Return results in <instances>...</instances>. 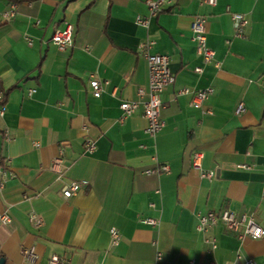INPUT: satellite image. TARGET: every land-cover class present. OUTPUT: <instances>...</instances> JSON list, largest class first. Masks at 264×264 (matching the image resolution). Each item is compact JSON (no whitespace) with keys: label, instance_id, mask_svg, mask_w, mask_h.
Wrapping results in <instances>:
<instances>
[{"label":"crops","instance_id":"crops-1","mask_svg":"<svg viewBox=\"0 0 264 264\" xmlns=\"http://www.w3.org/2000/svg\"><path fill=\"white\" fill-rule=\"evenodd\" d=\"M147 1L156 0H0V14L15 6L12 20L0 16V213L10 218L0 226L3 264H30L25 249L34 250L33 264L52 256L66 264H264V237L253 242L220 225L198 232L196 217L228 210L264 229V0H169L155 18ZM233 15L247 21L240 33ZM197 16L214 52L208 64L192 42ZM66 24L72 47L59 53L51 37ZM146 54L167 57L175 79L155 137L144 132L146 97L137 94L148 89ZM91 79L102 84L99 98ZM205 89L212 93L193 108L191 93ZM122 102L139 105L120 123ZM195 152L213 179L192 169ZM160 166L169 171L144 174ZM80 180L88 187L64 200L62 187Z\"/></svg>","mask_w":264,"mask_h":264},{"label":"built area","instance_id":"built-area-1","mask_svg":"<svg viewBox=\"0 0 264 264\" xmlns=\"http://www.w3.org/2000/svg\"><path fill=\"white\" fill-rule=\"evenodd\" d=\"M201 4L214 7L217 3V0H200ZM169 0H156V1H147L146 5L149 10L150 18L157 17L162 7L165 4H168ZM10 11L3 12L0 14L3 20H12L15 17V6L10 8ZM232 20L238 24L239 33L242 28L247 25V21L244 20L241 16L233 15ZM205 19L197 16L191 23L190 31L192 36V42L195 45L196 54L202 58L205 64L211 63L214 60V52L207 46L206 32H205ZM138 24L146 26L148 21L139 19ZM72 34L73 28L70 24H66L64 28L57 29L51 37V44L55 50L59 53H64L72 47ZM148 44L146 47H149ZM147 63V79H148V89L147 92L142 90L138 91V97L144 98L145 101L142 102V117L146 121L147 126L145 128V134L150 137H155L158 135L164 128V122L161 117V113L164 109V104L162 101V94L164 90L173 85L175 82L174 76L170 70L169 59L161 55H145ZM195 73L200 74L201 69L196 68ZM89 87L91 88L92 95L94 98H99L102 92V84L95 79L89 81ZM31 93H34L32 91ZM183 94H188L189 90L183 89L181 91ZM212 93L211 89H205L202 91H196L191 93V102L190 105L193 108L200 109L204 102L207 100L208 96ZM1 100V98H0ZM138 103L136 102H122L119 106L121 111L120 123L124 119L132 115L138 108ZM4 109L1 106L0 115H3ZM245 113L244 105L240 102L234 109V115L237 117L243 116ZM36 146V145H35ZM95 149V146L92 142L86 143V151L91 153ZM203 156L200 152L193 153L191 157V167L193 170L200 173V178L211 180L214 178L213 172H205L202 170L201 162ZM58 163L55 164V168H58ZM169 171L167 166H160L155 170H148L144 174L147 176L156 175L160 173H167ZM57 173H59L56 170ZM88 187L87 181H71L66 183L61 190L62 198L64 200L71 199L74 195L80 193ZM264 199V195H263ZM197 217V231L205 232L210 228H214L218 225L222 226L224 229L238 234L240 238H249L250 240L257 241L264 237V229L256 224L252 218L246 217L244 215H238L234 212L225 210V211H210V212H198ZM31 221H35V216L30 217ZM10 218L7 213H0V226H5L9 224ZM142 224L154 227L157 225V222L152 219H145L141 221ZM111 237V245L113 247L117 246L119 243L120 235L114 228L109 232ZM23 255L28 263L33 264L37 256L34 253L33 249L23 250ZM48 264H66L61 261L58 257L52 256L49 259ZM244 264H255V261L249 260L244 262Z\"/></svg>","mask_w":264,"mask_h":264},{"label":"water","instance_id":"water-1","mask_svg":"<svg viewBox=\"0 0 264 264\" xmlns=\"http://www.w3.org/2000/svg\"><path fill=\"white\" fill-rule=\"evenodd\" d=\"M4 263V260H0V264H3Z\"/></svg>","mask_w":264,"mask_h":264},{"label":"rangeland","instance_id":"rangeland-1","mask_svg":"<svg viewBox=\"0 0 264 264\" xmlns=\"http://www.w3.org/2000/svg\"><path fill=\"white\" fill-rule=\"evenodd\" d=\"M254 242V241H253ZM259 242V241H258Z\"/></svg>","mask_w":264,"mask_h":264}]
</instances>
